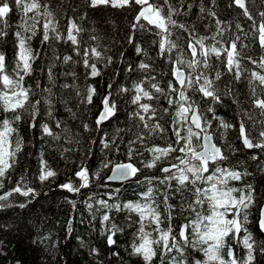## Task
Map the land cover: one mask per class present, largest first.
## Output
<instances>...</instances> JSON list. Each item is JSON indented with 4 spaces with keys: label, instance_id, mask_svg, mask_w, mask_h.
Segmentation results:
<instances>
[{
    "label": "snow or ice",
    "instance_id": "obj_1",
    "mask_svg": "<svg viewBox=\"0 0 264 264\" xmlns=\"http://www.w3.org/2000/svg\"><path fill=\"white\" fill-rule=\"evenodd\" d=\"M45 188L72 213L55 239ZM25 239L55 264L73 240L264 264V0H0V258Z\"/></svg>",
    "mask_w": 264,
    "mask_h": 264
},
{
    "label": "trees",
    "instance_id": "obj_2",
    "mask_svg": "<svg viewBox=\"0 0 264 264\" xmlns=\"http://www.w3.org/2000/svg\"><path fill=\"white\" fill-rule=\"evenodd\" d=\"M219 2L224 3L226 0H219ZM260 0H256V3H259ZM123 24V21H119ZM107 27V26H105ZM107 78V77H105ZM222 87V85H221ZM37 143L34 145L35 148H39L40 145L38 143L39 137H36ZM29 163L34 167L35 166V158H30ZM61 171L64 172L63 162H61ZM45 197L42 198L41 203L44 204V208L40 209L37 206V211L41 212V214L45 217V226L49 227L52 232L53 239L56 238L57 235H63L62 229L67 218V215H71L70 206L66 205L63 202V198L60 195V190L56 188H52L51 190L45 188ZM127 195H131V191L127 193ZM86 214V213H85ZM75 232L82 234L85 239H89V233L84 231L86 225L80 224V212L75 213ZM93 243L98 242L99 233H94L91 236ZM64 241L61 240V244ZM77 241H72V251L69 254V261L71 264H100V261L94 260L93 257L88 255L87 248L77 249ZM35 246H30L29 241L25 239L19 245L17 244V240H12L10 244H8V251L4 253V258H0V264H13V257L22 260V264H55L54 259L49 257L47 253L44 251V245H40L39 248H36L33 251ZM64 252H67L68 249H63ZM121 254L125 256L127 259V253L124 252L123 247L121 248ZM63 255V252L60 253ZM104 264H107L108 261L113 260L111 254L105 252L103 256ZM128 264H136V258L133 257Z\"/></svg>",
    "mask_w": 264,
    "mask_h": 264
}]
</instances>
